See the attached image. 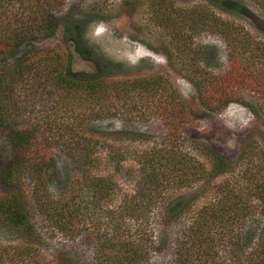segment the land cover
<instances>
[{
  "label": "rangeland",
  "instance_id": "374dc122",
  "mask_svg": "<svg viewBox=\"0 0 264 264\" xmlns=\"http://www.w3.org/2000/svg\"><path fill=\"white\" fill-rule=\"evenodd\" d=\"M38 2L2 0L0 29L26 25ZM51 14L56 30L52 35L37 31L25 35L21 50H30L27 56L33 57L39 50L41 54L54 52L60 54L64 65L69 55L72 71L94 72L93 63L81 57L63 37L68 16L74 15L87 19L83 35L86 49L92 48L100 57L109 80L115 84L125 82L127 87L134 81L150 80L155 87L164 88L162 97L158 95L161 91L150 95L139 90L122 98L113 97L107 104L108 111L97 115L81 107V91L69 92L74 100L72 111L50 114L49 99L53 90L43 84L34 87L29 75H24L16 86L22 120H28V116L38 118V113L47 111V115L58 116L57 120L67 125L84 116L89 123L83 133L90 137L89 143L96 139L102 141L94 147L96 161L89 168L76 165L67 155L66 146L49 149L52 162L45 191L49 210L45 212L40 211L33 200L31 174L22 177L20 188L28 218L40 237L30 243L40 252L39 264H59L61 256L78 264H111L109 253L116 231L128 234L125 227L135 228L138 224L125 215L124 210L139 178L135 156L146 154L156 146H173L197 157L209 169L212 162L208 149L233 162L246 145L249 154L264 149V96L248 78L251 59L264 51V0H232V3L219 0H59ZM209 24L214 25L210 28ZM180 27L183 36L179 41L172 28ZM231 44L237 45V60L241 68L244 67L239 75L234 72L240 65L230 73ZM183 47L184 53L180 51ZM198 72L209 77L206 82L210 91L202 95L194 83V78L201 79ZM215 80L220 81V88L228 90L221 98L218 85L213 83ZM66 94L62 92V96ZM172 98L185 114L173 131L160 115L162 109L159 110L167 106L171 112L174 102L169 101ZM63 100L57 99L56 108L62 107ZM247 103L255 106L256 112L250 111L245 106ZM35 130L37 134H46L45 130ZM10 137L11 131L0 125V172L13 155ZM112 151L129 158L116 168L109 160ZM235 165L237 170L241 162ZM88 174L106 178L104 184L111 186L106 196L98 195ZM225 182L237 186L245 180L228 172L206 174L201 179L189 175L184 183L173 187L167 197L173 202L188 201L190 208L186 207L180 218L167 224L162 221L159 209L153 207L146 223H142L151 242L146 264H174L179 239L190 224V216L201 206L215 202L220 197L218 186ZM17 192L15 186L0 176V199ZM138 233L132 238L142 246L146 242ZM24 239L25 233L21 230H0V248L8 254L4 255V264H33V255L23 260L17 255L19 243ZM100 248L104 251L98 254Z\"/></svg>",
  "mask_w": 264,
  "mask_h": 264
},
{
  "label": "trees",
  "instance_id": "16d2710c",
  "mask_svg": "<svg viewBox=\"0 0 264 264\" xmlns=\"http://www.w3.org/2000/svg\"><path fill=\"white\" fill-rule=\"evenodd\" d=\"M37 1L40 7L38 8L37 4L26 25L21 24L14 29H0V125L11 131L13 149V155L3 165L0 176L3 181L18 190L12 196L0 199V230L18 229L25 233V239L19 243L20 250L17 251V255L20 260L24 257L31 258L33 255V264H39L40 252L35 247H31L30 243L37 242L40 237L28 218L24 195L20 188L22 177L31 174L34 180L33 200L38 209L45 212L49 210V198L45 193L52 162L49 149L66 146L69 149L67 155L76 165L89 168L96 161L95 145L99 146L102 143L98 139L93 141L94 144L89 143L90 137L83 133V129L89 123L86 117H78L75 122L65 125L57 120L58 116L51 117L50 114L72 109L74 100L69 96L71 91H81L83 94L79 101L81 107L85 111L96 112L97 115L108 111L107 104L111 98H122L131 91L139 90L141 93L145 91L150 95L161 91V94H158L160 97L164 93L162 85L155 87L150 80L134 81L129 87L125 82L115 84L109 80L107 78L109 74L100 57L92 48L89 51L86 49L87 43L83 35L87 19L76 18L74 15L68 16L69 21L62 30L63 37L65 41L73 44L81 57L93 63L94 72L72 71L69 55L64 65L60 54L54 52L41 54L39 50L33 53V57L27 56L30 50H21L25 35L32 31L52 35L57 28L51 11L57 7L59 0ZM219 1L232 3V0ZM237 7L243 9L242 6ZM173 24L175 23L169 25ZM213 25L209 24L208 27L211 28ZM172 30L180 41L183 36L182 28H172ZM231 45L230 73L240 65V69L234 72L239 75L240 70L244 71V67L241 68L237 60V45ZM180 51L184 53V47L180 48ZM254 56L255 59L252 58L250 62L252 68L248 78L264 96V51ZM257 63L260 67H257ZM246 69L248 72V67ZM198 74L201 79L194 78V83L202 95L204 91H210L206 82L209 77H203L202 72ZM24 75L30 76L34 87L38 88L43 84L53 90L49 99L51 103L49 115L45 111L38 113V118L28 116V120H22L20 96L15 90L18 83L23 81ZM213 83L219 87L220 81L215 80ZM63 91L68 94L62 96ZM227 91L225 87H219L218 97L226 95ZM60 98L64 99L61 103L62 107L56 108L57 99ZM172 99L171 102L169 101L170 104L174 102L170 108L171 112H168L167 106L159 110L162 109L160 115L169 122L173 131L178 124L177 121L183 120L185 114L181 111L178 102ZM245 106L250 111L256 112L252 104L247 103ZM38 128L45 130L46 134H37L35 129ZM207 151L212 162L209 169L197 157L173 146H156L146 154L135 156V161L139 164V178L135 190L128 196L124 210L125 215L138 224L135 228L125 227L128 234L125 232L119 234L116 231L109 253L112 257L111 264H146L151 251V242L148 240L147 228L142 223H146L153 207L159 209L164 224L180 218L186 207L190 208L191 204L188 201L169 200L167 193L173 187L184 183L189 175L201 179L206 174L221 175L227 172L244 179L245 182L237 186L227 182L219 184L217 191L220 197L215 202L201 206L197 213L190 216V224L181 233L174 264H264V149L249 154L246 145L235 162L213 150ZM128 158L129 156L125 158L116 151L109 154V160L116 168ZM237 161L241 162V165L235 170ZM88 179L101 197L106 196L111 189V186L104 184L106 178L88 174ZM237 227L241 230H237ZM137 232L139 235L142 234V240L146 242L142 246L132 238ZM103 251V248L97 249L98 254ZM5 254L0 248V264H4ZM58 263L78 264L72 259L68 260L66 256H61Z\"/></svg>",
  "mask_w": 264,
  "mask_h": 264
}]
</instances>
